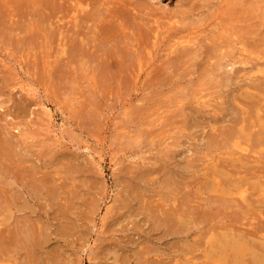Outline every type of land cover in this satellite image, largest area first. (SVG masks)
Masks as SVG:
<instances>
[{
	"label": "rangeland",
	"instance_id": "rangeland-1",
	"mask_svg": "<svg viewBox=\"0 0 264 264\" xmlns=\"http://www.w3.org/2000/svg\"><path fill=\"white\" fill-rule=\"evenodd\" d=\"M102 1L0 0V141L7 146V154L0 151V251L13 248L11 258L8 249L0 252V262L150 264L153 257L157 261L151 264H203L212 253L207 239L211 226L221 229L227 222L228 229L233 224L246 230H233L236 233L248 230V236L251 230L250 238H264V184L260 186L264 182V145H260L264 134H259L257 119H251L257 105L254 111L264 114V0ZM224 18V24L231 27L221 22ZM236 22L241 23L239 28ZM225 30L228 33L222 34ZM222 45L227 55H220L226 50ZM80 49L85 58L76 55ZM181 50L185 57H180ZM87 54L89 58L100 55L104 64L95 55L96 62L89 60ZM227 62L235 64L231 67ZM199 95L205 98L199 100ZM243 108H251L253 115ZM259 113L255 115L264 118ZM242 118L247 122L242 124ZM246 118L258 125L252 126ZM241 126L257 138H251L254 143L247 140L246 151L228 142ZM227 133L232 137L227 138ZM222 138L228 140L225 147L215 142ZM240 151L253 154L250 163L230 169L236 171L232 178L239 181L236 185L242 184L245 198L251 201H241L237 189L223 195L213 190L212 181L222 178L213 179L209 169L235 158L233 154L241 155ZM205 171L210 176L203 175ZM179 172L186 177L182 185ZM170 178L176 179L173 186ZM162 202L166 211L170 206L189 214L184 223L173 216L180 223L177 231L169 233L154 220L160 216ZM152 210L158 214L146 213ZM194 210L206 216L198 218ZM163 215L167 217L161 215L162 219H171ZM27 216L29 221L38 219L40 230L35 228L36 221L34 228L31 224L32 229L25 228H30L23 218ZM16 229L23 234L19 236ZM12 233L19 241L4 247V239ZM33 239L38 246H33ZM49 256L54 261L47 262Z\"/></svg>",
	"mask_w": 264,
	"mask_h": 264
},
{
	"label": "bare ground",
	"instance_id": "bare-ground-1",
	"mask_svg": "<svg viewBox=\"0 0 264 264\" xmlns=\"http://www.w3.org/2000/svg\"><path fill=\"white\" fill-rule=\"evenodd\" d=\"M40 1H41V0H40ZM101 1H102V0H101ZM103 1H105V0H103ZM103 1H102V2H103ZM42 2H43V1H42ZM44 2L46 3V1H44ZM44 2H43V5H44ZM54 2H55V1H54ZM50 3H51V2H50ZM76 3H77V2H76ZM103 3H105V2H103ZM53 4H54V3H53ZM53 4H52V5H53ZM46 5H47V3H46ZM48 5H49V3H48ZM48 5H47V7H48ZM52 5L50 4V6H52ZM22 6H23V5H22ZM22 6H21V7H22ZM24 6L26 7V4H25ZM82 6H83V4H82ZM85 6H86V5H85ZM52 7H53V6H52ZM232 8H234V7H232ZM47 9H48V8H47ZM85 9H86V8H85ZM230 9H231V8H230ZM48 10H50V8H49ZM81 10H82V9H81ZM35 11H37V10H35ZM83 11H84V10H83ZM223 11H224V10H223ZM84 12H85V11H84ZM220 12H221V11H220ZM224 12H225V11H224ZM112 13H114V11H112ZM226 13H227V12H226ZM228 13L230 14V12H228ZM86 14L89 16V13H88V12H87ZM122 14H123V13H122ZM215 14H218V13L216 12ZM111 15H112V14H111ZM120 15H121V14H120ZM223 15H224V14H223ZM46 16H47V15H46ZM112 16H113V15H112ZM221 16H222V12H221ZM229 16H230V15H229ZM122 17H124V15H123V16L121 15V18H122ZM217 17H219V16H217ZM226 17H227V15H226ZM45 18H47V17H45ZM117 18H118V17H117ZM117 18H116V21H117ZM119 18H120V17H119ZM124 19H125V18H124ZM215 19H216V18H215ZM43 20H45V19H43ZM127 20H128V18H126V21H127ZM224 20H225V18H224ZM228 20H229V19H228ZM233 20H234V18H233ZM233 20H232V21H233ZM235 20H236V19H235ZM119 21H120V20H119ZM122 21H123V20H122ZM239 21H240V20H239ZM120 22H121V21H120ZM124 22H125V20H124ZM221 22H223V24H224V23L226 22V20H225V21H221ZM121 23H122V22H121ZM127 23H128V22H127ZM219 23H220V22H219ZM125 24H126V23H124V25H125ZM220 24H221V23H220ZM232 24H235V23H232ZM240 24H241L240 22H239V24L236 22V25H237L238 28L240 27ZM16 25H17V24H16ZM169 25H171V24H169ZM217 25H218V24H217ZM221 25H222V24H221ZM224 25H225V26H226V25L229 26V24H224ZM230 25H231V24H230ZM238 25H239V26H238ZM158 26H159V25H158ZM171 26H172V25H171ZM228 26H227V27H228ZM233 26H234V25H233ZM156 27H157V26H156ZM156 27H155V28H156ZM167 27H168V26H167ZM213 27H214V26H213ZM223 27H224V26H223ZM229 27H231V26H229ZM234 27H236V26H234ZM234 27H233V28H234ZM237 27H236V28H237ZM24 28H27V27H24ZM115 28H116V27H115ZM169 28H170V27H169ZM158 29L160 30L161 28L158 27ZM167 29H168V28H167ZM220 29H221V28H220ZM231 29H232V28H231ZM116 30H117V29H116ZM155 30H157V28H156ZM163 30H165V25H164V29H163ZM234 30H235V29H234ZM236 30H237V29H236ZM238 30H240V29H238ZM167 31H168V30H167ZM226 31H227V30L223 31L222 34H225ZM114 32H115V31H114ZM165 32H166V31H165ZM224 32H225V33H224ZM112 33H113V31L111 32V34H112ZM153 33L155 34V31H154ZM227 33H228V31H227ZM234 34H235V33H234ZM113 35H114V33H113ZM156 35H157V36H156ZM158 35H159V34H155L156 38H158ZM180 35H182V34H180ZM188 35H189V34H188ZM230 35H231V33H230ZM162 36H163V35H162ZM178 36H179V35H178ZM178 36H177V37H178ZM182 36H184V35H182ZM185 36H186V35H185ZM228 36H229V34H228ZM173 37H174V36H173ZM179 37H180V36H179ZM189 37H190V36H189ZM191 37H192V36H191ZM171 38H172V37H171ZM174 38H175V37H174ZM172 39H173V38H172ZM175 39H177V38H175ZM179 39H180V38H179ZM184 39H185V38H184ZM186 39H187V38H186ZM189 39H190V38H189ZM189 39H188V40H189ZM192 39H193V37H192ZM192 39H191V40H192ZM228 39H229V38H228ZM177 40H178V39H177ZM231 40H233V39H231ZM175 41H176V40H175ZM185 41H186V40H182V41H179V42H180V43H182V42L184 43ZM19 42H20V41H19ZM189 42H190V40H189ZM192 42H193V40H192ZM192 42H191V43H192ZM233 42H238V41H233ZM239 42L242 43L241 41H239ZM45 43H46V42H45ZM79 43H80V42H79ZM83 43H84V42H83ZM176 43H177V42H176ZM183 43H182V44H183ZM191 43L188 44V42L186 41V44H187V46L189 45V47H191V45H193V44H191ZM22 44H23V43H22ZM177 44H178V43H177ZM177 44H176V45H172V46H175V47H176ZM234 44H235V43H233V46H234ZM78 45H79V44H78ZM83 45H85V44H82V46H83ZM235 45H236V44H235ZM237 45H239V44L237 43ZM237 45H236V46H237ZM179 46H180V45H179ZM181 46H182V45H181ZM181 46H180V47H181ZM184 46H185V44H184ZM184 46H183V48H184ZM226 46L228 47V44H226ZM226 46H225V47H226ZM231 46H232V45H231ZM233 46H232V47H233ZM243 46H244V45H243ZM78 47H79V46H78ZM218 47L221 48L219 45H218ZM218 47H217V48H218ZM225 47L223 48V45H222V49H224V50L226 49V50H225V53L223 52V54H220V55H224V54L227 53V47H226V48H225ZM229 47H230V44H229ZM234 47H235V46H234ZM234 47H233V48H234ZM237 47H238V46H237ZM45 48H46V47H44V49H45ZM215 48H216V47H215ZM243 48H244V47H243ZM243 48L241 47V50H242ZM176 49H177V48H176ZM222 49H215V50L218 52V50H219V51H220V50L222 51ZM230 49H231V48H230ZM72 50H73V48H72ZM183 50H184V49H183ZM187 50H188V48H187ZM232 50H233V49H232ZM235 50H237V49L235 48ZM243 50H244V49H243ZM248 50H249V49H248ZM248 50H247V52H248ZM84 51H86V50H84ZM107 51H109V53H110L111 50L108 49ZM107 51H106V52H107ZM181 51H182V50H181ZM181 51H180V52H181ZM188 51H189V50H188ZM221 51H220V52H221ZM249 51H250V50H249ZM64 52H65V51H64ZM73 52H74V51H73ZM79 52L81 53V49L78 51V53L76 52V53H77L76 55H78V56L81 55V54H79ZM106 52H105V53H106ZM244 52H246V51H244ZM82 53H83V50H82ZM147 53H148V52H147ZM182 53H183V51L181 52V55H183V56L180 55V57H185V54H182ZM185 53H186V52H185ZM218 53H219V52H218ZM233 53H234V52H233ZM237 53H238V52H237ZM248 53H249V52H248ZM62 54H63V53H62ZM88 54H89V53H88ZM88 54H87V57H88ZM188 54H189V52H187V55H188ZM241 54H242V53H241ZM64 55H65V54H64ZM94 55H95V54H93V56H94ZM226 55H227V54H226ZM228 55H229V53H228ZM234 55H236V54H234ZM242 55H244V54H242ZM242 55H241V56H242ZM249 55L251 56V54H249ZM81 56H83V55H81ZM81 56H80V57H81ZM90 56H92V54H91ZM93 56H92L91 58L88 57V59H89V60L92 59ZM102 56H103V54H102ZM231 56H232V54H231ZM231 56H230V57H231ZM236 56H237V55H236ZM246 56H248V54L245 55V57H246ZM256 56H257V57H256V60H255V61L258 60V59H257V58H258V55H256ZM95 57H96V58H97V57H100V55H99V56H96V55H95ZM107 57H109V56H107ZM107 57H106V58H107ZM227 57H229V56H227ZM65 58L68 59L67 56H66ZM83 58H85V57L83 56ZM96 58H93V59L96 60ZM100 58H101V57H100ZM100 58H98V59H100ZM219 58H220V57H219ZM224 58H226V57H224ZM238 58H239V57H238ZM246 58H247V57H246ZM254 58H255V57H253V59H254ZM66 59H64V60L67 61ZM78 59H79V58H78ZM93 59H92V61L94 62L95 60H93ZM102 59H103V58H101V61H102ZM229 59H230V58H229ZM248 59H249V56H248ZM259 59H261V57H259ZM68 60H69V59H68ZM82 60H83V59H82ZM86 60H87V58H86ZM240 60H241L240 62H242V63L244 62V63H245V60H243V57H242V59H240ZM251 60H252V59H251V57H250V60H249V61H251ZM96 61H97V60H96ZM96 61H95V62H96ZM99 61H100V60H99ZM226 61H227V60H226ZM226 61H225V62H226ZM228 61H229V60H228ZM230 61H231V60H230ZM246 61H247V60H246ZM249 61H247L248 64H249ZM45 62H46V61H45ZM86 62H87V61H86ZM225 62H224V63H225ZM237 62H238V60H237ZM69 63H70V62H69ZM111 63H114V62H111ZM115 63H117V62L115 61ZM115 63H114V64H115ZM244 63H243V64H244ZM247 63H246V64H247ZM45 64H46V63H45ZM102 64H104L103 61H102ZM119 64H120V63H119ZM121 64H122V63H121ZM121 64H120V65H121ZM215 64H216L215 66L218 65V63H215ZM219 64H220V62H219ZM227 64H229V62H227ZM227 64H226V66H227ZM234 64H235V63H233V65H234ZM246 64H245V65H246ZM115 65H116V64H115ZM229 65L232 67V66H233V65H232V62H231V64H229ZM229 65H228V66H229ZM263 65H264V64H263ZM103 66H104V65H103ZM219 66H220V65H219ZM219 66H217L218 69H220ZM221 66H222V65H221ZM230 66H229V67H230ZM253 66H255V64H254ZM256 67H257V66H256ZM224 68H225V67H224ZM260 68H261V67H260ZM258 71H259V70H258ZM263 71H264V68H263ZM263 71H262V72H263ZM260 72H261V71H260ZM262 74H263V73H262ZM262 77H264V75H263ZM262 79L264 80V78H262ZM227 80H228V78H227ZM263 85H264V83H263ZM263 85H262V86H263ZM257 87H258V86L254 87V88H257ZM259 87H260V86H259ZM263 87H264V86H263ZM257 90H258V89H257ZM259 90H260V89H259ZM261 90H262V89H261ZM259 92H260V93H263V92H261V91H259ZM184 96H186V95H184ZM195 96H196V93H195ZM196 98H197V97H196ZM202 98L204 99L205 97H203V96L201 97V96L199 95V98H198V99L201 100ZM198 99H197V100H198ZM263 99H264V98H263ZM194 100H195V99H194ZM261 100H262V98H261L260 100H258L259 103H262V102H263V100H262V101H261ZM258 101H257V102H258ZM194 102H195V101H194ZM199 102H200V101H199ZM195 103H196V102H195ZM208 103H209V102H208ZM200 104H202V102H201ZM200 104H199V105H200ZM209 104H210V103H209ZM195 105H196V104H194L193 106L195 107ZM253 105H255V104L253 103ZM257 106H258V105H257ZM257 106H255V107H257ZM259 106H260V105H259ZM262 106H264V104H263ZM249 107H253V106L251 105V106H249ZM255 107H254V109H256ZM241 108H242V107H241ZM260 108H261V106L259 107V109H260ZM262 108H263V107H262ZM250 109H251V108H249V109H248L249 111H247V109L245 110V108H243V110H245L246 113H247V112L250 113ZM254 109H253V112H254L253 114H254V115H255L256 113L258 114L259 112L256 111V110H255V111H256V112H255ZM251 111H252V109H251ZM263 111H264V110H263ZM196 113H198V112H196ZM260 113H261V114H260ZM260 113H259V115L264 116V114H262V111H261ZM263 113H264V112H263ZM251 114H252V113H250V115H251ZM253 114H252V115H253ZM257 114H256V115H257ZM254 115H253V116H254ZM256 115H255V116H256ZM253 116H251V119H252V118H253V119H257V122L259 123L260 129H262L261 132H260V133L258 132V133L261 134V135L264 134V121H263L264 118L260 119L259 116H258V117H257V116H256V117H253ZM248 117H249V116H248ZM242 119H243V118H242ZM242 119H241V120H242ZM246 119L248 120V123L251 121L252 126H253V123L255 124V122L252 123V120H253V119H252V120H250L249 118H246ZM244 120H245V119L242 120V122H241L242 124L244 123ZM245 121H246V120H245ZM246 122H247V121H246ZM258 123L255 124V126L258 125ZM236 124H237V123H236ZM236 124H235V126H236ZM251 124H250V126H251ZM233 125H234V124H233ZM228 127H229L230 129L233 128V126H231V127L228 126ZM236 127H237V126H236ZM226 128H227V127H226ZM243 128H244V126H241L239 129L237 128L238 130H234L235 132H234V131L232 132V134H231L232 136H234V135L236 134L235 139H230V140L228 141V140L222 138L221 141H215V142L217 143L218 146H222V147H223L225 144H227L228 142H231V143H230V146H231V147L234 146V148H236V149H240V150H242V151H246V144H247V142H248L247 140L250 139V142L252 141L251 143H254V140L257 139V138H256V137H253L254 132H253V130L251 129V127H249V128L247 127V128H248V130L250 129V131L253 132L252 135H250L251 132H249V131L247 132V130L244 131V129H246V128H244V129H243ZM212 129H213V128H212ZM214 129H215V128H214ZM233 129H234V128H233ZM254 129H256V128H254ZM1 130H2V128H1ZM1 130H0V131H1ZM2 131H3V130H2ZM212 131H216V129H215V130H212ZM243 131H244V132H243ZM257 131H258V130H257ZM2 133H3V132H1L0 134H2ZM258 133H257V135H258ZM215 134H216V133H215ZM218 134H219V133H218ZM224 134H226V133H224ZM227 134L229 135V137H227V138H231V137H232V136H230L229 133H227ZM213 135H214V134H213ZM240 135H241V136H240ZM249 135H250L251 137H250ZM254 135H255V134H254ZM0 136H1V135H0ZM3 136H4V135H3ZM216 136H217V135H216ZM223 136H224V135H223ZM225 136H227V135H225ZM4 137H5V136H4ZM257 137L259 138V137H261V136H257ZM263 137H264V136H263ZM263 137H262V138H263ZM1 138H3V137H1ZM217 138H218V137H217ZM240 138H241V139L243 138V139H242V140H239ZM251 138H255V139L253 140V139H251ZM3 139H6V138H3ZM7 139H8V138H7ZM209 139H211V138H209ZM212 139H213V138H212ZM214 139H216V138H214ZM260 139H261V138H260ZM263 139H264V138H263ZM263 139H262L261 141L264 142ZM232 140H234V141H232ZM227 141H228V142H227ZM259 141H260V140H259ZM208 142H209V144H210V141H208ZM8 143H9V142H8ZM8 143H7V144H8ZM211 143H213V140L211 141ZM257 143L260 144V142H257ZM1 144H2V145H1ZM3 144H4V141H0V151H3L4 154H5V152L7 151V150L5 151V148H6L7 146H6V145H3ZM14 144H15V143H14ZM209 144H208V145H209ZM228 144H229V143H228ZM228 144H227V145H228ZM259 144H257L256 146L259 147L260 145H264V144H260V145H259ZM210 145H212V144H210ZM5 146H6V147H5ZM242 146H243V147H242ZM248 146H249V144H248ZM15 147H16V146H15ZM215 147H217V146H215ZM222 147H221V149H222ZM224 147H225V146H224ZM218 148H219V147H217V150H218ZM232 148H233V147H232ZM247 148H248V147H247ZM249 148H250V147H249ZM253 148H254V147H253ZM9 149H11V148H9ZM251 149H252V148H250L249 150H251ZM256 149H258V148H256ZM261 149H262V147H261ZM12 150H13V149H12ZM217 150H216V151H217ZM247 150H248V149H247ZM14 151H15V149H14L13 151H11V153H13ZM221 151H222L221 153H224L223 150H221ZM224 151H225V149H224ZM228 151H229V150H228ZM228 151H227V152H228ZM231 151H232V150H231ZM225 152H226V151H225ZM232 152H233V151H232ZM234 152H236V150H234ZM240 152H241V151H240ZM249 152H250V151H249ZM14 153H15V152H14ZM14 153H13V154H14ZM242 153H243V152H241V155H239V156H237V157L234 156V154H233L232 157H235V158L228 159L230 162H229L228 160L223 161V162H220L219 165H217V164H216L217 166H214V165H213L214 167H213V168L211 167V169H209V170H210L211 176H213V179H215V178H222V179H219L220 182H219V181H212V185L214 186V188H213L214 191H217L219 194L223 195V194H226V191H227V192H230V190H236V189H237V192H236V193H237V195L239 196V198H241L240 200H241V201H246V200H248L249 198H248V199H247V197L245 198L246 195L244 194V190H242V188H241L242 184H241V185H240V184H239V185H236L237 183H239V181H238V180H235L236 178H235V179L232 178V176H235V175H236V173H235L236 171L233 172V171L230 169V168H232V167H237V166H240V165H242V164L248 163V162L250 161L249 159H250V157L253 155V154H252L253 152L251 153L252 155H248V154H250V153H248V154H242ZM0 154H1V153H0ZM6 154H7V152H6ZM13 154H12V155H13ZM255 154H256V153H255ZM1 155H2V154H1ZM1 155H0V157H1ZM221 155H222V154H221ZM225 155H226V154H225ZM225 155H224V156H225ZM4 156H5V155H4ZM4 156H3V157H4ZM6 156H8V155H6ZM226 156H227V155H226ZM258 156H260V155H258ZM261 156H262V155H261ZM17 157H18V156H17ZM216 157H217V156H216ZM219 157H220V156H219ZM253 157H255V156H253ZM256 157H257V156H256ZM262 157H263V156H262ZM1 158H2V157H1ZM18 158H19V157H18ZM213 158H214V156L212 157V159H213ZM226 158H227V157H226ZM228 158H229V157H228ZM210 159H211V158H210ZM212 159H211L210 163L212 162ZM252 159L254 160V158H252ZM258 159H259V158H258ZM261 159H262V158H261ZM5 160H6V159H5ZM7 160H8V159H7ZM248 160H249V161H248ZM9 161L11 162V159H10ZM14 161H16V160H14ZM18 161H19V160H18ZM236 161H237L238 163H240V164H237V165L234 164V165L232 166V164H233L234 162L237 163ZM255 161H256V160H255ZM263 161H264V160H263ZM7 162H8V161H7ZM19 162H20V161H19ZM252 162H254V161H252ZM11 163H12V162H11ZM15 163H18V162H15ZM249 163H250V162H249ZM6 164H8V163H6ZM207 164H208V163H207ZM259 164H261V162H260ZM9 165H10V163H9ZM185 166H186V165H185ZM185 166H184V168L188 167V164H187L186 167H185ZM206 166H207V165H206ZM206 166H205V167H206ZM211 166H212V165H211ZM228 166H229V167H228ZM256 166H257V165H256ZM256 166L253 165L254 168H255ZM263 166H264V165H263ZM244 167H245V166H244ZM253 167L251 166L250 168L253 169ZM209 168H210V165H209ZM203 169H204V168H203ZM259 169H261V168H259ZM181 170H182V169H180V171H181ZM183 170H184V169H183ZM185 170H186V169H185ZM187 170H188V169H187ZM244 170H245V169H244ZM249 170H250V169H249ZM249 170H248V171L245 170V171L248 173ZM255 170H257V173L260 172V171L258 170V167H257V169L255 168ZM261 170H263V169H261ZM237 171H238V173H239V170H238V169H237ZM252 171L255 172L254 170H252ZM263 171H264V170H263ZM183 172H184V171H183ZM186 172H187V171H186ZM208 172H209V171H208ZM244 173H245V172H244ZM244 173H243V174H244ZM261 173H262V172H261ZM204 174L208 175V174L206 173V171H205V173L203 172V175H204ZM240 174H241V172H240ZM259 174H260V173H259ZM259 174H258V175H259ZM263 174H264V173H263ZM263 174H261V175L263 176ZM178 175H181L180 172H179ZM182 175H184V174H182ZM182 175H181V177H182ZM208 176H210V175H208ZM208 176H207V177H208ZM252 176H253V175H252ZM184 177H185V176H184ZM184 177H182V179H181V180H182V182H180L181 185L184 184V183H183V180H184L183 178H184ZM245 177H246V176H245ZM245 177H244V178H245ZM247 177H248V176H247ZM247 177H246V178H247ZM29 178H30V177H29ZM176 178H177V176H176ZM249 178H250V177H249ZM251 178H252V177H251ZM251 178H250V179H251ZM263 178H264V176H263ZM170 179H171V178H170ZM178 179H179V178H178ZM185 179H186V177H185ZM20 180H21V179H20ZM34 180H35V179H34ZM34 180L30 181V183L33 182ZM141 180H142V179H141ZM173 180H174V179H173ZM173 180L171 179V182H172ZM175 180H176V179H175ZM175 180H174V181H175ZM181 180H180V181H181ZM203 180H205V179H203ZM207 180H208V179H207ZM217 180H218V179H217ZM262 180H264V179H262ZM23 181H27V182H28V180H26V179L23 180ZM37 181H38V179H36V182H37ZM166 181H167V180H166ZM166 181H165V182H166ZM184 181H185V180H184ZM205 181H206V180H205ZM205 181H204V182H205ZM260 181H261V180H260ZM165 182H163V183H165ZM171 182H170L169 184H172V186H173V182H172V183H171ZM30 183L28 184V185L30 186L29 189L32 190L31 187H32L34 184H36V183H35V181H34V184L31 183V184H33L32 186H31ZM38 183L40 184V183H42V182L40 181V182H38ZM180 183H178V184L180 185ZM210 183H211V182H210ZM39 184H38V185H39ZM166 184H168V182H167ZM166 184H165V185H166ZM187 184H188V183H187ZM247 184H248V182H247ZM263 184H264V182L262 181V182L260 183V186H262ZM28 185H27V186H28ZM181 185H180V186H181ZM204 185H205V184H204ZM24 186H26V185H24ZM170 186H171V185H170ZM172 186H171V187H172ZM174 186H175V185H174ZM180 186H179V187H180ZM20 187H21V185H20ZM33 187H34V186H33ZM36 187H37V186H36ZM41 187H42V186H41ZM211 187H212V186H211ZM23 188H24V187H23ZM202 188H203V187H201V189L198 188V190L200 191V190H202ZM128 189H130V188H128ZM173 189H174V188H173ZM173 189H172V190H173ZM175 189H176V188H175ZM175 189H174V191L177 190V189H176V190H175ZM245 189H246V188H245ZM36 190H37V189H36ZM247 190H249V189H247ZM256 190H257V189H256ZM256 190H255V191H256ZM27 191H28V190H27ZM178 191H180V190H177L176 192H178ZM196 191H197V189H196ZM255 191L252 192V194H253V193L255 194ZM25 192H26V191H25ZM50 192H51V191H50ZM180 192H181V191H180ZM238 192H239V193H238ZM20 193H21V192H20ZM26 193H27V192H26ZM48 193H49V191H48ZM200 193H201V191H200ZM202 193H203V192H202ZM31 194H32V193H31ZM52 194H53V193H52ZM52 194H51V196H54V195H52ZM198 194H199V193H198ZM254 194H253V195H254ZM259 194H260V193H259ZM59 195H60V194H59ZM195 195H196V194H195ZM207 195H208V194H207ZM250 195H251V194H250ZM250 195H249V196H250ZM60 196H61V195H60ZM60 196H59V199H60ZM199 196H201V195L199 194ZM251 196H252V195H251ZM49 197H50V196H49ZM64 197H65V195H64ZM232 197H234V196H232ZM232 197H231V199H232ZM61 198H63V193H62V197H61ZM194 198H196V197H194ZM227 198H228V197H227ZM235 198H236V197H234V201H235V203H237L239 200L237 201V199L235 200ZM255 198H256V197H255ZM171 199H172V198H171ZM176 199H178V198H176ZM191 199H192V197H191ZM210 199H211V198H210ZM258 199H259V198H258ZM54 200H55V198H54ZM189 200H190V199H189ZM203 200H204V199H203ZM211 200H212V199H211ZM218 200H219V199H218ZM232 200H233V199H232ZM232 200H231V201H232ZM249 200L251 201L252 199H249ZM171 201H173V200H171ZM185 201H186V200H185ZM222 201H223V200H222ZM236 201H237V202H236ZM254 201H257V199L254 200ZM254 201H252V202H254ZM62 202H64V200H62ZM173 202H174V201H173ZM177 202L180 204V201H179V200H177ZM177 202L175 201V203H177ZM189 202H191V205H192L193 201H189ZM223 202H225V201H223ZM248 202H249V201H248ZM252 202H251V203H252ZM163 203H164V202L160 203V205H159V206H160V209L164 207V206H163V207L161 206ZM165 203H166V202H165ZM165 203H164V204H165ZM182 203H183V201H182ZM233 203H234V202H233ZM238 203H240V202H238ZM9 204H10V203H9ZM151 204H152V203H151ZM167 204H169V203H167ZM171 204H172V206H173V203H171ZM179 204H178V205H179ZM247 204H248V203H247ZM6 205H7V204H6ZM64 205H65V202H64ZM153 205L157 206L156 203L152 204V206H153ZM178 205H177V206H178ZM239 205H240V204H239ZM241 205H242V203H241ZM249 205H250V202H249ZM152 206H151V207H152ZM177 206H176V207H177ZM192 206H193V205H192ZM8 207H9V206H8ZM60 207H61V206H60ZM145 207H146V205H145ZM145 207L143 206V210L145 209ZM147 207H148L147 210L151 209V208H149V206H147ZM153 207H154V206H153ZM169 207H170V206H169ZM169 207H168V210H167V211L165 210V209H167V207L163 208L165 211L161 209V212H163V213L165 212V214H169V215H168V218H171V219H162L160 216L162 215V216L164 217V216H166V215H163V213L160 212V209H159V207H158V209H159V213H160V216H159V215L157 216V217H159V218H155V217H154V220H157V222H158V224H159L160 226L165 227V228L167 229V231L170 230L169 233H172L171 231H173L174 229L176 230V227H177L178 229H180V227H178V226L180 225L179 222H182V221L184 220L183 218H184L186 215H189V214H187V212H186V214H185V213L182 212L179 208H176V209H175V208L172 207L171 209H169ZM179 207H180V206H179ZM17 208H18V207H17ZM61 208H63V207H61ZM154 208H155V207H154ZM154 208H153V209H154ZM7 209H10V208H7ZM66 209H67V208H66ZM181 209H182V208H181ZM68 211H69V210H68ZM184 211H185V210H184ZM191 211H193V210H191ZM196 211H197V210H196ZM196 211L194 210V212H196ZM7 212H8V211H7ZM16 212H17V211H16ZM63 212H64V211H63ZM197 212H198V211H197ZM204 212H205V211H204ZM204 212H203V213H204ZM59 213H60V211H59ZM65 213H66V212H64V214H65ZM146 213H147L148 215H149V213L152 214V213H154V210H152V212H150V211L147 212V211H146ZM155 213L158 214V211H156ZM155 213H154V214H155ZM192 213H193V212H192ZM201 213H202V212H201ZM205 213H206V212H205ZM205 213H204V215H205ZM194 214H195V213H194ZM198 214H199V212L197 213V215H198ZM67 215H68V214H67ZM204 215H203V216H204ZM59 216H63L62 212H61V215H59ZM173 216H174V217L176 216L175 218H177V220L179 221V222H178L179 224H178V223H175L176 220H174L175 218H174ZM203 216H202V215L200 216V214H199L198 218H200V217L203 218ZM205 216H206V215H205ZM21 217H22V216H21ZM166 217H167V216H166ZM23 218L26 219V220H27V219L30 220V217H28V216H27L26 218H25V217H23ZM61 218H63V217H61ZM64 218H65V216H64ZM151 218H152V217H151ZM181 218H182V219H181ZM191 218H192V217H191ZM65 219H67V218H65ZM149 219H150V217H149ZM189 219H190V218H189ZM16 220H17V219H16ZM16 220H15V221H16ZM26 220H25V221H26ZM29 220H27V222H29L28 225L30 226V228L27 227V225H26L25 228H26V229L28 228L27 230L34 228V224H33L32 222L35 223V221L38 220V219H36V220H31V221H29ZM173 220H174V221H173ZM199 220H200V219H199ZM199 220H198V221H199ZM20 221H21V219H20ZM20 221H19L18 223L21 224V222H22V224H23L24 221H23V220H22L21 222H20ZM63 221H66V222L69 221V222H70V220H64V219H63ZM63 221H62V222H63ZM171 221H173V222L171 223ZM189 221H190V220H189ZM227 221H228V220H227ZM3 222L5 223L6 221H3ZM66 222L64 223L65 226H66V224H67ZM152 222H153V220H152ZM176 222H177V221H176ZM196 222H197V221H196ZM225 222H226V221H225ZM229 222H230V221H229ZM229 222H228V223H229ZM43 223H44V222H43ZM43 223H42V224H43ZM153 223H154V222H153ZM170 223L172 224V226L170 225ZM182 223H184V222H182ZM190 223H191V222H190ZM190 223H189V224H190ZM192 223H193V221H192ZM223 223H224V222H223ZM5 224H6V223H5ZM25 224H26V222H25ZM25 224H23L22 226H25ZM30 224L33 226L32 228H31V225H30ZM35 224H36V225H35V228H39V227H40V226L37 225V221H36ZM220 224H221V223H220ZM226 224H227V222L225 223L224 228L222 227L221 229H220V227L218 228L217 226H215V227H216V230H215V228H214V229L211 228V227H213V226L209 227V229H211V232H210V234L208 235L207 239H208V241H210V242H209V243H210V244H209V245H210V252H212V253H210V258L206 259V261H205L203 264H264V238H259V237H258L259 239L250 238L249 234L251 235V233H250L251 230L249 231L248 236H247L248 230H247V233H246V234H245V232H244V234H242L243 232H242V233H236V232H234L233 230L237 229V231H238V229H239L240 231H242V230L244 231L245 229H243V227H240V228L234 227L232 223H231V224H232L233 229H232V227H230L231 229H228V228L225 227ZM43 225H44V224H43ZM43 225H42V227H41L42 229L45 228ZM67 225L69 226L70 224L68 223ZM168 225H169V226H168ZM181 225H182V224H181ZM187 225H188V224H187ZM221 225H223V224H221ZM227 225H230V224H227ZM246 225H247V224H246ZM249 225H250V224H249ZM5 226H6V225H5ZM5 226H4V227H5ZM37 226H38V227H37ZM16 227H17V226H16ZM18 227H20V225H19ZM18 227H17V228H18ZM157 227H158V226H157ZM162 227H161V228H162ZM181 227H182V226H181ZM186 227H187V226H186ZM186 227H184V228L186 229ZM227 227H228V226H227ZM249 227H250V226H249ZM251 227H252V226H251ZM251 227H250V229H251ZM5 228H7V227H5ZM5 228H3V229H5ZM23 228H24V227H23ZM25 228H24V229H25ZM57 228H58V227H56L55 230H58ZM59 228H60V227H59ZM64 228H65V227H64ZM67 228H68V227H66L65 229H67ZM69 228H71V226H69ZM165 228H164V229H165ZM217 228H218V230L220 229V232H216V231H217ZM252 228H253V227H252ZM0 229H1V227H0ZM60 229H61V228H60ZM71 229H72V228H71ZM162 229H163V228H162ZM178 229H177V230H178ZM181 229H182V228H181ZM187 229H188V228H187ZM241 229H242V230H241ZM254 229H255V228H254ZM254 229H253V230H254ZM260 229H261V228H259V230H260ZM1 230H2V229H1ZM14 230H15V229H14ZM16 230H17V229H16ZM36 230H37V229H34V232H35ZM39 230H40V228H39ZM48 230H49V229H48ZM67 230H68L67 232L70 231L69 229H67ZM177 230H176V231H177ZM213 230H215V231H213ZM253 230H252V232H253ZM256 230H257L256 232L259 231L258 229H256ZM8 231H9V230H8ZM31 231H32V230H31ZM43 231H45V229H44ZM60 231H62V230H59V232H60ZM164 231H166V230H164ZM184 231H185V230H184ZM187 231H188V230H187ZM205 231H207V230H205ZM205 231H204V233H205ZM245 231H246V230H245ZM263 231H264V230H263ZM5 232L7 233L6 230H5ZM11 232H15V231H11ZM19 232H22V230L19 231ZM19 232H18V230H17V234H18ZM24 232H25V231H24ZM45 232H46V231H45ZM159 232H160V231H159ZM174 232H175V231H174ZM37 233H38V232H37ZM62 233H65V232H62ZM163 233H164V232L162 231V234H163ZM166 233H167V232H166ZM176 233H178V232H176ZM262 233H263V232H262ZM12 234H13V233H12ZM19 234H20L19 236H21V234H23V233H19ZM35 234H36V233H34V234L32 233V235H35ZM178 234H179V233H178ZM183 234H184V233H183ZM0 235H1V234H0ZM9 235H10V232H9ZM37 235L39 236V233H38ZM41 235H42V234H41ZM43 235H44V233H43ZM43 235H42V236H43ZM165 235H166V234H165ZM167 235H168V234H167ZM175 235H176V234H175ZM204 235H206V234H204ZM259 235H260V234H259ZM262 235H263V234H262ZM17 236H18V235H17ZM19 236H18V237H19ZM22 236H24V235H22ZM29 236H30V235H29ZM7 237H9V238H8V239H6V238L4 239L5 241L7 240V241H6L7 243H5V246H4V247L13 246V245L16 243L17 240L19 241V238H16V235H15V238H14V234H13V236H11V237L8 236V234H7ZM24 237H25V236H24ZM30 237H31V236H30ZM164 237H165V236H164ZM252 237H253V236H252ZM254 237H256V236H254ZM263 237H264V236H263ZM28 238H29V237H28ZM42 238H43V241H44V237H42ZM42 238H41V240H42ZM0 239H1V237H0ZM21 239H23V238H21ZM21 239H20V241H21ZM39 239H40V238H39ZM29 240H30V239H29ZM35 240L38 241V238L35 239ZM35 240L33 239L34 242L32 241V242H33V246H34V245L38 246V242H35ZM41 240H40V242H41ZM1 241H2V240H0V242H1ZM2 242H3V241H2ZM2 242H1V243H2ZM46 242H47V240H46ZM19 243H20V242H19ZM23 243H24V242H23ZM3 244H4V243H3ZM41 244H42V243H41ZM16 245H18V244H16ZM21 245H22V244H21ZM20 247H21V246H20ZM206 247H207V246H206ZM208 247H209V246H208ZM28 248H29V247H28ZM35 248H36V247H35ZM41 248H42V247H41ZM41 248H40V249H41ZM7 249H8L9 254H10V253L12 252V250H10V249H13V248L9 247V248H7ZM7 249H6V250H7ZM14 249H17V248L14 247ZM20 249H21V248H20ZM23 249L25 250V248H23ZM2 250H3V251H6L5 249H2ZM2 250H1V251H2ZM26 250H27V249H26ZM26 250H25V251H26ZM29 250H30V249H29ZM31 250H32V249H31ZM1 251H0V252H1ZM18 251H19V248H18ZM152 252H154V251H152ZM152 252H151V253H152ZM158 252H161V251H158ZM204 252H205V251H204ZM5 253H6V252H5ZM27 253H28V252H27ZM145 253H146V252H145ZM151 253H150V251H149L148 254H151ZM165 253H166V252H165ZM0 254H1V253H0ZM9 254H8V255H9ZM23 254L26 255L24 251H23ZM28 254H29V253H28ZM152 254H153V253H152ZM160 254H162V253H160ZM4 255H5V257L7 256V254H4ZM4 255H3V259L5 258ZM10 255H12V253H11ZM29 255H30V254H29ZM162 255H163V254H162ZM197 255H198V254H197ZM197 255H196V256H197ZM206 255H207V254H206ZM32 256H34V255H32ZM148 256H149V255H148ZM152 256H153V255H152ZM158 256H159V255H157V257H158ZM172 256H173V255H172ZM172 256H171V257H172ZM199 256H200V255H198V257H199ZM0 257H1V255H0ZM7 257H8V256H7ZM7 257H6V258H7ZM11 257H13V255L10 256V257H8V258H11ZM30 257H31V256H30ZM145 257H146V254H145ZM145 257H144V258H145ZM150 257H151V256H150ZM163 257H165V256H163ZM169 257H170V256H169ZM171 257H170V258H171ZM189 257H192V256H189ZM201 257H203V256H201ZM207 257H208V256H207ZM244 257H246V258H244ZM6 258H5V259H6ZM32 258H34V257H32ZM32 258H30V261H31ZM48 258H49V259H48L47 262H49L50 260L54 261L53 259H51L52 257L49 256ZM151 258H152V260L150 259L151 262H153L154 260L157 261V258L154 259V260H153V257H151ZM179 258H181V257H179ZM199 258H200V257H199ZM3 259H2V260H3ZM13 259H14V258H13ZM26 259H28V258L25 257V260H26ZM148 259H149V257H148ZM158 259H159V258H158ZM188 259H189V258H188ZM188 259H187V261H188ZM194 259H196V257H194ZM200 259H201V258H200ZM0 260H1V258H0ZM10 260L12 261V259H10ZM25 260H24V261H25ZM32 260H33V259H32ZM165 260H166V259H165ZM165 260H164V261H165ZM201 260H202V259H201ZM7 261H9V260L7 259ZM13 261L15 262V260H13ZM36 261H37V258H36ZM145 261H146V260H145ZM145 261H144V262H145ZM150 261H149V262H150ZM168 261H169V260H168ZM179 261H181V260H179ZM179 261H177V262H179ZM26 262H27V261H26ZM26 262H25V263H26ZM151 262H150V264H151ZM158 262H159V261H158ZM165 262H166V261H165ZM165 262H164V264H165ZM185 262H186V261H185ZM196 262H197V260H196ZM199 262H200V260H199ZM0 263H1V264H6V262H4V263H3V262H0ZM23 263H24V262H23ZM51 263H52V262L50 261L49 264H51ZM53 263H55V262H53ZM166 263H168V262H166ZM170 263H171V262H169L168 264H170ZM7 264H8V263H7ZM10 264H11V263H10ZM27 264H28V263H27ZM30 264H32V263H30ZM33 264H36V263H33ZM145 264H146V262H145ZM153 264H155V263H153ZM160 264H161V262H160ZM162 264H163V262H162ZM190 264H192V263H190Z\"/></svg>",
	"mask_w": 264,
	"mask_h": 264
}]
</instances>
